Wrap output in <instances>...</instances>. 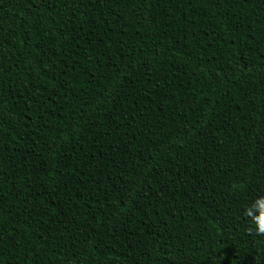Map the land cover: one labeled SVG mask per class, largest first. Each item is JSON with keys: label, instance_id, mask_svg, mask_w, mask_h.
<instances>
[{"label": "trees", "instance_id": "16d2710c", "mask_svg": "<svg viewBox=\"0 0 264 264\" xmlns=\"http://www.w3.org/2000/svg\"><path fill=\"white\" fill-rule=\"evenodd\" d=\"M264 0H0V264H264Z\"/></svg>", "mask_w": 264, "mask_h": 264}, {"label": "clouds", "instance_id": "9594fccd", "mask_svg": "<svg viewBox=\"0 0 264 264\" xmlns=\"http://www.w3.org/2000/svg\"><path fill=\"white\" fill-rule=\"evenodd\" d=\"M243 214L250 221L248 231L264 236V195L257 196L250 205L244 208Z\"/></svg>", "mask_w": 264, "mask_h": 264}]
</instances>
